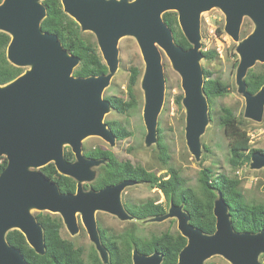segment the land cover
Masks as SVG:
<instances>
[{"label":"water","instance_id":"95a60500","mask_svg":"<svg viewBox=\"0 0 264 264\" xmlns=\"http://www.w3.org/2000/svg\"><path fill=\"white\" fill-rule=\"evenodd\" d=\"M44 0H2L0 32L9 36L7 61L15 67H30L13 81L0 86V157L6 166L0 173V264H28L20 251L9 245L7 232L19 231L38 255L44 254L42 228L31 209L59 214L70 235L78 231L76 215L103 264L108 255L101 245L95 212H105L131 220L120 200V193L131 181L106 186L98 191L85 190L83 183L93 178L91 168L102 160L86 158L81 140L96 136L114 145L115 135L103 122L110 109L102 98L117 66V43L133 37L139 48L144 71L141 88L144 93L143 122L146 145L157 141V117L164 91V67L161 51L179 74L185 109V142L195 159L200 156L199 137L207 123L208 101L203 94L204 75L199 60V16L217 8L224 15V32L238 45L236 69L237 91L245 103L244 116L261 122L264 110V85L255 93L246 90L244 78L256 63L264 64V0H60L62 11L81 32L94 35L97 49L107 73L86 78L74 77L77 57L63 49L58 37L43 32L41 21L46 16ZM166 12L177 14L179 29L189 49L176 45L164 23ZM244 17L254 27L242 40L240 26ZM71 149L75 161L65 160L63 145ZM52 163L58 174L76 182L75 192L61 193L40 168ZM252 169L264 170V154L253 152ZM215 231L203 234L189 223L182 205L169 204L168 211L157 222L176 219L179 234L186 245L176 264H205L220 256L229 264H260L264 254V232L236 233L232 230L227 204L220 194L213 203ZM132 264H161L158 252L143 255L133 249Z\"/></svg>","mask_w":264,"mask_h":264},{"label":"trees","instance_id":"16d2710c","mask_svg":"<svg viewBox=\"0 0 264 264\" xmlns=\"http://www.w3.org/2000/svg\"><path fill=\"white\" fill-rule=\"evenodd\" d=\"M2 0H0L1 3ZM131 1V0H128ZM46 16L40 23L43 32L54 34L58 37L63 49L70 55L78 58V66L73 70L74 77L86 78L100 76L107 73L97 45L84 38L79 26L68 17L61 7L60 0H44ZM164 23L171 30L174 42L183 49L191 46L181 33L175 12H166L162 15ZM243 37L247 35L242 33ZM9 36L0 32V86L6 85L22 74L19 67L11 65L6 58V48ZM205 60H213L216 57L214 51L203 52ZM204 83L203 94L208 104L211 105L215 98L226 94V83L211 78V73L203 70ZM141 77L137 67L129 69L128 83L135 86ZM246 90L255 94L264 85V70L253 72L249 69L244 78ZM109 107L117 113H125L129 104L114 96L104 98ZM182 95L174 98V103L181 107ZM219 125L228 140L227 163L236 171L250 163L253 152L263 153L261 150L249 148V137L240 127L231 110L221 108ZM108 128L115 135L117 141L130 136L129 131L119 127L116 123H108ZM156 149L160 163L167 164V147L161 137V130L157 128ZM86 158L102 160L103 163L96 169V178L84 189L98 191L106 186H111L122 181H131L135 184L142 183L149 188L158 190L164 197L165 205L153 201L141 204L124 205L127 214L135 221L161 217L167 213L169 204L182 205L183 210L189 216V223L199 229L203 234L212 235L215 231V218L212 213L213 203L218 194L227 204L229 220L232 230L236 233L248 232L257 234L264 232V204H247L240 190V181L226 174H213L210 168L199 170L200 196H196L179 176L178 171L170 170L166 176H156L147 171L141 165H133L129 161H120L109 150L95 148L84 153ZM64 158L72 161V153L66 152ZM6 166V159L0 157V173ZM41 173L54 182L61 193L72 194L76 189V182L57 173L54 165H48L39 169ZM36 220L42 228L44 237V254L38 255L28 246L24 236L17 230L6 233L7 243L18 249L28 264H103L93 247L90 248L86 258L81 247H74L70 242L60 237L62 223L60 218L39 214ZM101 245L107 252L108 264H132L131 253L133 249L143 255H151L158 252L162 256L161 264H176L181 249L186 245V239L178 232H164L159 236H151L147 239H139L133 231L111 233L107 229L98 228ZM261 264H264V254L259 255ZM212 264V263H205Z\"/></svg>","mask_w":264,"mask_h":264},{"label":"rangeland","instance_id":"374dc122","mask_svg":"<svg viewBox=\"0 0 264 264\" xmlns=\"http://www.w3.org/2000/svg\"><path fill=\"white\" fill-rule=\"evenodd\" d=\"M224 15L213 8L202 12L199 16L200 51H214L216 57L213 60H199L202 70L211 73V78L218 79L227 84L226 94L215 98L211 105L208 104L207 123L204 132L199 137L200 156L195 159L190 153L185 142V109L181 105L178 107L174 103L177 95H183L181 89V79L179 74L172 68L164 52L160 50L162 64L164 67L165 91L161 110L157 117V128L161 130V137L167 147V164L163 166L158 160L156 143L146 145L144 142L146 130L143 122L144 93L141 88V78L144 71V63L133 37L125 36L117 43V66L112 74L108 86L102 92V98L118 97L129 104V109L125 113H117L111 108L104 114L103 122L116 123L129 131L130 136L121 141H115L113 146L96 136H88L81 140V150L84 154L95 148L111 151L120 161H129L133 165H141L144 169L154 173L156 176H166L170 170H176L179 176L185 181L187 186L196 196H200L199 190V170L210 168L213 174H226L229 177L237 178L240 181V190L244 201L247 204H264V170L252 169L250 163L239 170H232L227 163L228 140L219 125L221 108L232 111L235 119L240 123V127L249 137V148L252 150L264 151V110L261 122L252 121L244 116L245 103L241 94L237 91L235 79L239 56L236 53L237 42H234L224 32ZM254 27L253 22L244 17L240 26L239 38L242 40L245 33L248 35ZM84 38L96 43L95 37L90 32H82ZM137 67L141 72L135 86L128 83L129 69ZM30 67H22V73ZM253 72L264 70V64L256 62L251 68ZM158 135V133H157ZM63 153H71L68 145H63ZM73 156V154H72ZM2 158H5L2 156ZM75 161L73 156L72 162ZM90 170L93 178L90 182L83 183L89 185L96 178V169ZM89 190V188H87ZM122 205L141 204L146 201H153L165 205L163 195L154 188L139 183L128 186L120 193ZM168 211V210H167ZM30 213L36 218L37 215H49L62 219L59 214H52L46 211L31 209ZM97 227L107 229L111 233H121L133 231L139 239H147L151 236H159L164 232L176 233L177 220L165 219L157 222L153 219L145 221L121 220L105 212H95L94 215ZM78 231L70 235L65 225L62 223L60 237L73 244L74 247H81L84 257L91 247L87 233L80 221V216L76 215ZM179 233V232H178ZM94 248V247H93ZM261 264L260 258H258ZM212 264H229L220 256H213L205 261Z\"/></svg>","mask_w":264,"mask_h":264},{"label":"bare ground","instance_id":"6f19581e","mask_svg":"<svg viewBox=\"0 0 264 264\" xmlns=\"http://www.w3.org/2000/svg\"><path fill=\"white\" fill-rule=\"evenodd\" d=\"M165 54V53H164ZM166 56V55H165ZM167 57V56H166ZM168 58V57H167ZM169 60V59H168ZM170 62V61H169Z\"/></svg>","mask_w":264,"mask_h":264},{"label":"flooded vegetation","instance_id":"af4514ba","mask_svg":"<svg viewBox=\"0 0 264 264\" xmlns=\"http://www.w3.org/2000/svg\"><path fill=\"white\" fill-rule=\"evenodd\" d=\"M69 162H72V161H69Z\"/></svg>","mask_w":264,"mask_h":264}]
</instances>
